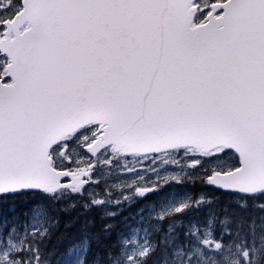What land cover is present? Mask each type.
<instances>
[{"label":"snow or ice","instance_id":"snow-or-ice-1","mask_svg":"<svg viewBox=\"0 0 264 264\" xmlns=\"http://www.w3.org/2000/svg\"><path fill=\"white\" fill-rule=\"evenodd\" d=\"M0 264H264V0H0Z\"/></svg>","mask_w":264,"mask_h":264}]
</instances>
